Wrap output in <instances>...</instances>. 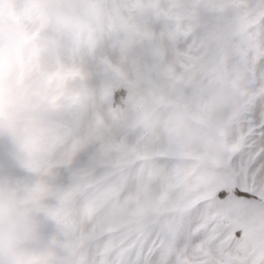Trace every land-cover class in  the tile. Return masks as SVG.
I'll use <instances>...</instances> for the list:
<instances>
[{"label": "snow or ice", "instance_id": "snow-or-ice-1", "mask_svg": "<svg viewBox=\"0 0 264 264\" xmlns=\"http://www.w3.org/2000/svg\"><path fill=\"white\" fill-rule=\"evenodd\" d=\"M104 7L90 70L21 23L29 100L10 139L54 225L44 264H264V0Z\"/></svg>", "mask_w": 264, "mask_h": 264}, {"label": "clouds", "instance_id": "clouds-1", "mask_svg": "<svg viewBox=\"0 0 264 264\" xmlns=\"http://www.w3.org/2000/svg\"><path fill=\"white\" fill-rule=\"evenodd\" d=\"M9 8V0H0V16ZM28 17L35 21L36 10L31 4ZM61 36L68 30L86 29L99 32L109 17L104 6L91 5L67 11L54 9ZM17 43V33L0 19V88L16 87V58L9 54V46ZM28 101L19 96H0V137L19 134L27 115ZM56 253L55 246L41 233L36 209L9 182L0 181V264H44Z\"/></svg>", "mask_w": 264, "mask_h": 264}, {"label": "rangeland", "instance_id": "rangeland-1", "mask_svg": "<svg viewBox=\"0 0 264 264\" xmlns=\"http://www.w3.org/2000/svg\"><path fill=\"white\" fill-rule=\"evenodd\" d=\"M96 3L107 6L110 0H95ZM36 10L35 21L28 17L29 5ZM19 5V7H18ZM85 6V0H9V8L0 16L11 29L17 33V43L9 46V54L16 58L17 73L16 87L5 91L0 88V96H19L28 101L29 96L23 87V77L21 76V52L28 44L22 30V20L31 24H42L49 30L50 34L59 39V52L62 56L70 57L85 70H90L94 63V57L101 51L110 50V42L107 37L97 34L95 47H92L86 36L90 34L86 29H71L66 35L61 36L59 23L52 14L54 9L67 11L72 8ZM99 6V5H96ZM80 34V37L74 36ZM41 49L38 44H33L30 56L33 61L38 60ZM38 180L35 172L31 171L22 162V157L15 143L6 137H0V181L11 183L21 194L25 189L32 187ZM36 217L40 225L41 233L47 238L54 231V225L43 212L36 211Z\"/></svg>", "mask_w": 264, "mask_h": 264}]
</instances>
